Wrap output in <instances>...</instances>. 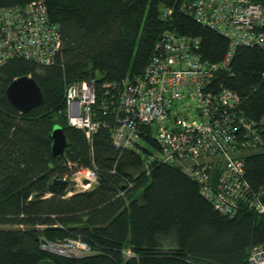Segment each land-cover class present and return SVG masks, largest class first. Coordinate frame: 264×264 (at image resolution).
Here are the masks:
<instances>
[{"label": "trees", "instance_id": "obj_1", "mask_svg": "<svg viewBox=\"0 0 264 264\" xmlns=\"http://www.w3.org/2000/svg\"><path fill=\"white\" fill-rule=\"evenodd\" d=\"M32 1L44 3L62 47L49 66L16 58L0 67V226L8 227L0 228V264H246L251 248L264 247V216L244 205L232 217L219 214L178 166L153 161L146 168L150 151L116 149L114 116L100 110L105 84L141 75L164 32L200 40L198 53L211 63L223 61L228 39L187 12L195 0H0V8ZM248 1L264 11V0ZM258 29L264 34V25ZM230 60V72L217 73L210 87L239 95L264 147V41L236 46ZM23 76L43 92V102L26 113L5 92ZM83 80L94 83L102 123L90 142L66 118L65 88ZM55 126L66 138L61 155L51 152ZM241 159L251 188L264 189V150ZM66 161L94 169L95 188L68 196L70 184H53L68 172ZM79 238L91 254L46 249Z\"/></svg>", "mask_w": 264, "mask_h": 264}, {"label": "built area", "instance_id": "obj_2", "mask_svg": "<svg viewBox=\"0 0 264 264\" xmlns=\"http://www.w3.org/2000/svg\"><path fill=\"white\" fill-rule=\"evenodd\" d=\"M170 12L164 11L163 16ZM187 12L228 39L223 61L202 60L196 38L164 32L141 75L104 86L107 102L100 110L112 112L116 123L111 142L118 150L150 151L144 153L146 168L153 161L178 166L219 214L232 217L244 205L264 216V189L251 188L241 159L262 147V129L243 115L237 93L210 87L217 73L230 72L236 46L263 44L264 34L258 28L264 25V11L248 0H195ZM61 42L58 26L48 21L43 2L0 8V67L16 58L49 66L60 53ZM65 89L67 122L88 141L102 125L95 118L94 83L73 82ZM144 127L156 150L143 141ZM65 165L68 172L61 180L70 184L67 194L95 188L94 169L71 161ZM55 245L68 257L91 254L80 238ZM246 264H264V247L251 248Z\"/></svg>", "mask_w": 264, "mask_h": 264}, {"label": "water", "instance_id": "obj_3", "mask_svg": "<svg viewBox=\"0 0 264 264\" xmlns=\"http://www.w3.org/2000/svg\"><path fill=\"white\" fill-rule=\"evenodd\" d=\"M5 92L9 103H11L17 111L22 113L29 112V110L39 106L43 102V92L36 81L30 76L17 77V79L12 80ZM51 134L52 155H61L66 147L65 134H63L59 126H55ZM53 184L66 185L67 181L54 178ZM46 249L51 253L64 255L63 249L58 245L51 244L47 246Z\"/></svg>", "mask_w": 264, "mask_h": 264}, {"label": "rangeland", "instance_id": "obj_4", "mask_svg": "<svg viewBox=\"0 0 264 264\" xmlns=\"http://www.w3.org/2000/svg\"><path fill=\"white\" fill-rule=\"evenodd\" d=\"M262 150H264V147H262V148H256V149H253V150H251V151H254V152H261ZM69 195H71V194H69ZM68 195V196H69ZM8 228L7 226H3V225H1L0 226V228ZM10 228V227H9ZM70 257H73V256H70Z\"/></svg>", "mask_w": 264, "mask_h": 264}, {"label": "bare ground", "instance_id": "obj_5", "mask_svg": "<svg viewBox=\"0 0 264 264\" xmlns=\"http://www.w3.org/2000/svg\"><path fill=\"white\" fill-rule=\"evenodd\" d=\"M153 53V52H152ZM148 136H150V134L148 135ZM144 138V137H143ZM91 140V139H90ZM90 140H88V142H90ZM144 140V139H143ZM130 149H133V148H130ZM129 149V150H130ZM133 150H135V149H133ZM138 152V151H137ZM140 153V152H139ZM60 179V178H59ZM61 255V254H60ZM88 255V254H87Z\"/></svg>", "mask_w": 264, "mask_h": 264}]
</instances>
